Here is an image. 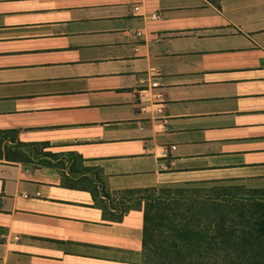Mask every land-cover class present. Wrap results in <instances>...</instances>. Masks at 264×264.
<instances>
[{"label": "crops", "instance_id": "obj_1", "mask_svg": "<svg viewBox=\"0 0 264 264\" xmlns=\"http://www.w3.org/2000/svg\"><path fill=\"white\" fill-rule=\"evenodd\" d=\"M80 43L130 45L129 71L84 73ZM150 76L157 122L135 97ZM0 130L81 156L109 194L264 190V0H0ZM39 160H0V264H141L142 211L109 221Z\"/></svg>", "mask_w": 264, "mask_h": 264}, {"label": "trees", "instance_id": "obj_2", "mask_svg": "<svg viewBox=\"0 0 264 264\" xmlns=\"http://www.w3.org/2000/svg\"><path fill=\"white\" fill-rule=\"evenodd\" d=\"M45 145L21 143L15 131L0 130V160L40 159L41 166L68 170L61 185L90 193L109 221L142 211L141 264H264V190L132 189L114 192L115 201L98 168L84 166L75 153H43Z\"/></svg>", "mask_w": 264, "mask_h": 264}, {"label": "rangeland", "instance_id": "obj_3", "mask_svg": "<svg viewBox=\"0 0 264 264\" xmlns=\"http://www.w3.org/2000/svg\"><path fill=\"white\" fill-rule=\"evenodd\" d=\"M127 31H133V30H127ZM129 39H124L123 42L128 41ZM99 41V40H98ZM100 42V41H99ZM80 45L84 46H94V48L91 49H85L82 51L78 56L82 61H84V68L82 69L84 73L86 74H101L106 75L109 72H117V71H129L128 65L132 60H128L132 56L130 45H127L126 43H121L116 48L114 47H104L101 46L98 43H80ZM119 57L121 60L117 59L114 62L109 63L108 60ZM133 77H130L129 79L125 80V85L127 87L131 86L133 84ZM115 79V78H114ZM95 81V80H94ZM224 185H208V186H202V185H189V186H182L181 188L186 189H196V190H208L210 188L214 187H221ZM230 186H237L236 184L230 185ZM240 186V185H238ZM231 192H242L241 188L232 187ZM239 189V190H238ZM111 198L115 201L119 200L118 195H114V193H111ZM107 202V201H106ZM108 203V202H107Z\"/></svg>", "mask_w": 264, "mask_h": 264}, {"label": "built area", "instance_id": "obj_4", "mask_svg": "<svg viewBox=\"0 0 264 264\" xmlns=\"http://www.w3.org/2000/svg\"><path fill=\"white\" fill-rule=\"evenodd\" d=\"M142 8L139 5H136L133 8L135 13H141ZM150 20H159L160 17L157 14H151L147 16ZM134 37L141 38L143 37V32L137 31L134 34ZM135 52H139L136 49ZM143 83V82H142ZM159 87V83L153 79V76L147 78V86L145 88H138L135 91V97L140 103L139 111L147 116H145L144 120L146 121H159L161 117L162 111V96L160 93L155 92L156 89ZM160 129L163 128L162 125H158ZM18 240V238H14Z\"/></svg>", "mask_w": 264, "mask_h": 264}]
</instances>
